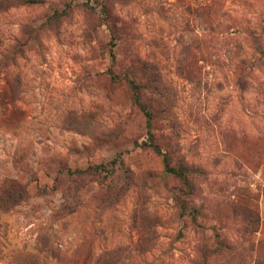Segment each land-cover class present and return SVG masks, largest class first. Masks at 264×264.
Instances as JSON below:
<instances>
[{
  "label": "rangeland",
  "instance_id": "obj_1",
  "mask_svg": "<svg viewBox=\"0 0 264 264\" xmlns=\"http://www.w3.org/2000/svg\"><path fill=\"white\" fill-rule=\"evenodd\" d=\"M0 264H264V0H0Z\"/></svg>",
  "mask_w": 264,
  "mask_h": 264
},
{
  "label": "trees",
  "instance_id": "obj_2",
  "mask_svg": "<svg viewBox=\"0 0 264 264\" xmlns=\"http://www.w3.org/2000/svg\"><path fill=\"white\" fill-rule=\"evenodd\" d=\"M174 170V169H173ZM182 174V173H181Z\"/></svg>",
  "mask_w": 264,
  "mask_h": 264
}]
</instances>
